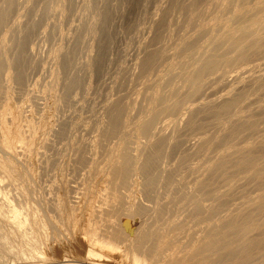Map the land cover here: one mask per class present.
<instances>
[{
    "label": "rangeland",
    "instance_id": "374dc122",
    "mask_svg": "<svg viewBox=\"0 0 264 264\" xmlns=\"http://www.w3.org/2000/svg\"><path fill=\"white\" fill-rule=\"evenodd\" d=\"M228 1L235 3L229 6ZM228 1H226L227 6H224V3L220 4L221 7L216 5V8L213 6L212 0H0V14L2 15L0 17V19L2 18L0 20V60L5 61L7 58L6 64H8L7 67L5 66L8 71L5 68L6 71L4 70L3 75L1 74L0 80L2 79L1 82H5L3 84L9 88L7 95L2 93V98L0 96V125L2 122H7L9 127L6 132L8 135H3L2 126H0V153L4 151L3 154L12 155L14 160L17 158L15 160L17 170L20 169L18 170V173L20 171L18 181L15 183L10 178L4 177L3 172H0V201L5 202L6 200L9 203L12 201L11 204L18 205L21 201L26 200L23 197L24 194L27 201L29 200L27 203L38 208L37 212L39 210L37 206L41 204V208L44 210L41 214L44 213V215L39 216L37 224L41 226L42 223V226H45L44 234H47L50 239L51 237H53L52 239L56 238L60 233H70L69 226L72 227L71 225L75 223L73 219L76 217V211L74 210L78 206L77 201L81 198H87L86 202L92 198L94 206L99 208L102 205L100 199L102 200L104 194L107 193L105 186L101 183L107 173L103 169L109 167V155L112 152L109 147L117 144L125 130L131 131L136 134L132 147L138 149L137 155L139 153V156L143 155L139 159H142L145 154L147 155L151 151V144L155 142L158 133L153 131L151 138L144 140L146 138L142 135L143 138L140 137V126L147 115H152L151 104L158 100L157 90L162 85L166 86V76L175 77L176 83L181 88V98H183L182 96L187 93L188 86L185 73L210 54L199 52V47H208L210 40L214 41L218 36L241 30V23L235 20L236 8H234L240 1ZM4 9L5 11H3ZM253 19H264V9ZM251 21L252 18L249 17L242 25H247ZM208 29L210 33H206V39L204 38L202 41L204 43L201 42L200 46L191 45L192 51H190V47L184 51L181 49L187 45L186 43L189 44L196 33L208 31ZM212 31L213 36L209 40ZM3 38H6L8 46L5 45ZM181 54H184V57ZM260 75L264 76V52L246 65L231 69L226 77L213 79L197 96L190 100L187 104L189 106L183 110L185 112H174L173 118L185 119V122L182 121L183 124L179 128V144L172 149L167 165L169 164V168L172 167L170 163H173L177 156L186 155L187 160L184 162L186 164H183L184 168H187L184 174L186 178L183 177L186 180L183 178L181 180V184H184V193H189L191 191L189 188L192 189L195 181L199 180L197 173L200 179L202 178L201 168L208 161L218 159L220 154L217 149L221 151L224 148L223 145L221 146L220 139L228 137L241 126L240 119L244 117V113L249 111L248 116L253 115L264 121V87L245 99L244 107L242 106L244 109L240 107L231 114H221V116L215 117L224 100L237 97L238 94L241 96L245 92L243 90L256 87V77ZM235 93L236 95H233ZM136 100L139 103L142 100L144 103L146 101L147 104L144 107L146 111L144 108L140 109V114L137 110L135 111ZM165 104L166 102H159V107H164ZM12 106L19 108L16 127L11 124L14 113ZM117 108L124 113L123 124L121 123L123 126L120 127V131L116 132L118 136L115 133V136L111 137L108 148H106V145L104 146L97 138L100 134L108 131L110 114ZM263 121L262 128H264ZM98 141V145L100 143L102 145L98 146L96 144ZM37 142L40 143L41 148L38 145L34 146ZM196 143H199L203 149L201 148V154L194 158L196 146H199ZM143 144L144 146H142ZM204 144L206 145L203 147ZM29 146L31 148H28ZM33 148H37L38 153L41 152L37 156V170L32 168L33 164H30L33 163L29 158ZM260 148L257 149L258 152L264 151V148H261L262 150ZM45 150L48 151L47 154L45 153L46 157ZM104 150L107 153L106 151L103 153ZM9 151L13 154H10ZM98 152H102V155ZM42 155L45 159L41 160ZM101 157L102 161L99 159ZM91 158L92 160H90ZM192 158L194 159L192 160ZM234 158L237 160L238 156H232L231 161ZM235 159L234 161H236ZM104 160H108L106 161L108 163ZM90 164L91 169L88 168ZM94 166H96V171L92 170ZM196 166L201 167L200 170ZM192 170L198 172L195 174ZM214 174H216L215 177ZM97 177L100 178L97 179ZM218 177L219 173L217 172L210 175L211 179L217 178L219 184L223 185V178L218 179ZM63 180L64 185L68 183V186L63 185ZM92 183L95 185L93 186ZM178 183L180 184V182ZM247 184H242V186L245 185L242 188H240L241 185L233 188L234 191L231 190L233 194L231 191L228 193L229 198L226 199H230L229 203H233L234 199V203H230L231 209L225 205L228 208L224 209L227 210L226 213L239 206L247 208L250 205L248 202L246 204L239 203V205L237 203L242 199H244L242 202H246L247 198V201H251L252 198H256L257 192L260 193V189L255 188L252 184ZM133 192L140 204L148 207L152 205L153 202L148 200L149 198L141 186H135ZM21 193L22 195H19ZM27 193L28 195H26ZM63 195L66 197L64 198ZM19 196L22 197L19 198ZM62 198L66 202L61 201ZM147 202L149 203L147 204ZM227 202L226 204L230 206ZM59 204H64L65 209L67 207V210L69 208L71 210L62 212L64 211L63 206ZM68 204H71L69 208ZM166 207L169 208L167 211L176 209L174 205H167L164 207V211H166ZM171 207L172 209H170ZM221 210L223 211V209L219 210L220 214L223 215ZM225 211H223L224 214H226ZM137 219L138 217L130 218L134 227L137 225ZM1 225L3 223L0 224V229ZM81 226L85 227V225ZM85 228L89 229L91 226ZM22 230H19V233L16 231L18 235L16 233L15 235L18 237L20 232L27 234L24 229ZM23 233L22 237L27 239L25 244H32L26 238L27 235H23ZM90 237L92 238V235L89 234L88 243L94 245V238ZM43 244V250H47L48 243ZM45 244H47V248ZM42 245L38 246V250L43 248ZM33 248L35 249V247ZM43 250L41 249L42 253ZM28 253L30 254L32 251ZM40 255L42 254L40 253Z\"/></svg>",
    "mask_w": 264,
    "mask_h": 264
},
{
    "label": "bare ground",
    "instance_id": "6f19581e",
    "mask_svg": "<svg viewBox=\"0 0 264 264\" xmlns=\"http://www.w3.org/2000/svg\"><path fill=\"white\" fill-rule=\"evenodd\" d=\"M226 1L228 0H212V3L213 6L217 8L218 5V7H221L220 4L224 3V6H227ZM238 1L240 2L234 7L236 8L235 20L241 23V30L231 32L227 35L218 36L214 41L210 40L213 36L212 31L209 35L210 45L204 48L199 47V52L210 53L209 56L206 59L199 61L197 66L185 73L188 86L187 93L185 96H182L183 98H181V88L176 83L175 77L173 76V78H171V75L166 76V86L162 85L157 90L156 95L158 100L154 102V104H151L153 108L151 111L152 115H147L140 126V137L143 136L146 138L144 140H148L153 131H157L158 133V137L156 139L154 138L155 142H152L153 144H151V151L147 153V155L145 154L142 159H139V157H142L143 155L139 156L140 153L137 155L138 149L132 147L135 143L134 139L136 134L126 130L122 133L117 144L109 147V150L112 151L109 155V163L106 162L108 160H104V162L109 164V167L103 169L106 170L107 173L101 184L105 186L107 193H103L105 196L102 200L100 199L102 205L99 208L95 207L92 198H90L88 202H86L87 198H81L77 201L78 206L74 210L77 213L75 212L76 217L73 219L75 223L74 225H71L72 227L69 226L70 233L65 234L64 232L62 234L60 233V235L57 234V237L54 239H52L53 237L50 239L47 234H44L45 226L43 227L42 223V227L37 224L39 216L42 214L44 215V213L41 214L44 210H42L43 208H41V204H39V206H36L42 211L38 210L37 212L36 209L38 208H35V205L27 203L29 200L27 201L24 194L23 197L26 200H23V198V202L21 201L22 203L20 202L18 205L11 204L12 201H10L11 203L8 201L6 202V200L5 202L0 201V221L3 223V225H1L2 228L0 229V264H264V151H257L260 147L264 148L263 120L256 118L253 115L248 116L247 114L249 111H247V113L243 112L247 116L243 114L245 118L242 117V119H240L241 126L233 131L228 137L220 139L222 143L221 146L223 145L222 147L226 148H222L221 151L217 149L220 154V156L218 155V159H216V161L212 159L213 161L210 160L211 162L208 161L206 164L204 163L205 165L203 164V167L200 165L202 167H200L202 170L201 173H203L201 175L202 178L200 179L199 174L197 173V178H199V180L196 179L197 182L194 180L195 183L192 185V189L189 188V190H191L189 193H184V184H181V180L185 177L184 174L187 169L183 166V164H186L184 163L185 160H187L185 157L186 155L184 156L180 154L177 156L174 159V162L170 163V166L172 167L169 168V164L167 165L172 149L179 144V128L183 124L182 121L185 122V119L173 118L174 112H185L183 110L189 106L187 104L190 100L193 99L194 96H197V94L200 93L207 84L212 82L213 79H217V77H226L229 75L231 69L237 66L241 67L246 65L264 52V19H253L254 16L260 14L264 9V0ZM228 3L229 6L230 4L232 6V3L235 2L230 3V1H228ZM234 8L233 10H235ZM230 10H232V8H230ZM3 11H5V9ZM0 17H2V15ZM249 17L252 18V21L247 25H242L244 21L249 19ZM209 29L208 31L205 30L196 33L193 39H190L191 41L189 44L186 43L187 45L181 49L184 51L191 45H201V42L204 40L206 33L209 32ZM3 39L5 45H7L8 42L6 41V38ZM189 49H191V47ZM190 51H192V49ZM183 55L181 54V56ZM6 59L5 61L0 60V77L8 66V64H6ZM6 70L8 71L7 68ZM1 80L0 96L2 98L1 94L4 93L7 95L9 93V88L8 86H5L3 84L5 82L2 83ZM256 81V87L249 90H243L245 92L242 91L243 94L240 92L242 94L241 96L238 94L237 97H232L231 95L232 98L229 97L230 99L222 100V105H220V109H218L219 112L216 110L218 114H215L216 116H214L217 117L221 116V114H231L242 107L248 96L254 94L258 90L260 91L264 87V76L260 75L256 77ZM233 95H236V93ZM159 102H166V104L164 107H159ZM146 104L147 103L146 101L144 103V100L140 103L136 100L135 106H133L135 107V111L137 110L139 113L140 109L146 107ZM12 109L14 112V118L12 114L13 121L11 124L16 127L19 108L12 106ZM144 111H146V109ZM123 114V111L118 108L113 111L109 117L108 131H103L104 133L98 136L99 139L97 138V140H99L104 146L106 145V148H108V142L112 139L111 137L120 129V127L123 126H121ZM0 126H2V134L8 135L6 133L9 128L7 122H2V125ZM116 136H118V134ZM99 141L96 142L97 145ZM101 143L99 145H102ZM39 144L40 143L37 142L34 146H39ZM197 145H199V143ZM205 145L206 144H204L203 147ZM142 146H144V144ZM39 147L41 148V146ZM28 148H31V146ZM106 148L104 147V149ZM201 148V145L196 146L193 156L194 158L201 154L200 150L202 151L203 149ZM261 148L260 150H262ZM36 149L33 148L31 150L32 152L29 150L31 152L29 158L32 159L33 162L30 164H33L32 168L34 169L37 168V156L39 153L41 154V152L38 153V150ZM45 151L44 154H47L48 151ZM105 151L106 150L102 152L104 153ZM3 152L0 153V172H3L2 174H4V177L10 178L11 181L15 183L18 181L20 173V171L18 173V170L20 169L17 170V162L15 161L17 158L14 160L12 155L10 156L7 153L3 154ZM102 152L98 153H101L102 155ZM11 153L12 152H10V154ZM94 153L97 155L95 151ZM43 155L41 160L44 158ZM49 155L51 156V154ZM234 155L235 157L237 155L238 158L237 160L234 158L236 161L233 159L232 161L234 162L232 163L231 157ZM105 156L104 158H107ZM194 158H192V160ZM99 159L102 161V157ZM46 160L48 162V159ZM90 160H92V158ZM95 167L96 166L92 169L93 171L95 170ZM88 168L91 169V164ZM200 168L198 169L200 170ZM97 169L100 172L99 168ZM31 171H33V169ZM215 172L219 173L218 179L220 177L223 178L224 184L222 185L220 183L222 186L219 184L217 178H210V175ZM99 176L101 177V175ZM215 176L216 174H214V177ZM100 177H97V179ZM174 180L176 181L175 183ZM95 181L97 180L95 179ZM63 182L64 180L62 183ZM178 182H180V184ZM94 183H92L93 186L95 185ZM245 183L252 184L255 188L257 187V189H260V193L256 191L258 196L257 194H254L256 198H252L251 201H247V198L245 199L246 202H242L244 201V199H242L241 202L237 203V205H239V203L246 204L248 202L250 204H247L249 207L240 208L241 206H239L236 207V209L232 205L235 209L229 210V212L226 213L227 210L225 211L224 209L227 207H230L231 209L230 203H232H229L230 199H228L229 201L226 199L229 198L227 196L229 195L228 193L231 190L234 191L233 188L236 186L240 187L241 185L240 188H242L245 186H242V184ZM67 184L68 183H65V185ZM137 185L142 187V190H144L149 198L148 200L153 202L151 206L149 205L150 208L146 205L140 204V202L134 197L135 191L133 192V188ZM222 187H224V189H222ZM140 191L141 190L139 189V192ZM22 193L19 195H22ZM33 193L35 192L33 191ZM86 193L89 192L86 191ZM244 194H246L245 191ZM244 194L242 192V195ZM26 195H28V193ZM67 196H69V194ZM20 197L22 196H19V198ZM65 197L66 196H64V198ZM68 200L69 198L67 201ZM61 201H63V198ZM64 201L66 202L65 199ZM232 201L234 203V199ZM69 202L70 201H68V203ZM149 202H147V204ZM226 202L229 203L230 206H228ZM70 205L68 204V208ZM167 205H174L176 206V209L174 208L175 210L173 211H167L169 208L166 207V211H164V207ZM225 205H227V207ZM62 206L64 211H61L66 212L65 210H67V207L65 209V205L63 204ZM221 208L226 214H224L222 210L223 215L220 214L221 212L219 210ZM69 209L71 210V208ZM170 209H172V207ZM131 217H138L137 225L135 227L130 220ZM53 218H55V216ZM81 225H85V227L91 226V228L88 229L84 227V229ZM22 229L27 233L24 234L22 232L23 235H27L26 238H28L32 244H25V240L27 239L22 237L21 232L17 237L18 234L16 231L19 233V230ZM15 233L17 235H15ZM89 234L94 238V245L88 243ZM45 242L48 243V248L46 247L47 244H45L47 250H43V243ZM40 244H43V248H41L43 253L41 252V249L38 250ZM13 245L14 248H12ZM33 247H35V249ZM29 251H32V253L29 254ZM37 252H40L42 255Z\"/></svg>",
    "mask_w": 264,
    "mask_h": 264
}]
</instances>
